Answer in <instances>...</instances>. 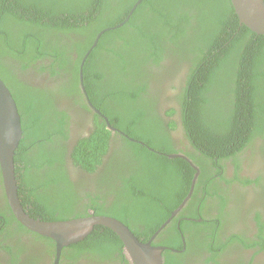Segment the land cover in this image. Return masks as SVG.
I'll return each mask as SVG.
<instances>
[{
	"label": "trees",
	"instance_id": "16d2710c",
	"mask_svg": "<svg viewBox=\"0 0 264 264\" xmlns=\"http://www.w3.org/2000/svg\"><path fill=\"white\" fill-rule=\"evenodd\" d=\"M136 1L0 0V70L4 73L2 55L22 57L27 61L39 59L37 57L49 58L50 60L47 59L49 63L47 66L42 65L41 70L52 77L58 74L59 79H63L58 84L59 93L68 95L70 99L86 107L87 105L80 102L84 101V96L82 92L80 94L78 86V68L83 60L82 77L83 84L89 86L88 97L97 108L102 109L104 103H101V96L93 89L92 77L100 80L107 75L110 92L105 104L108 106L110 100L117 104L126 118L120 121V124H125L124 131L129 136L144 141L155 151L135 141L130 142V146L124 144L123 154H119V150L112 160L108 158L112 164L109 163L105 168L97 170L96 172L101 171V174L94 181L95 186L111 185L108 193L114 194V204L106 205L104 202L96 201L98 196L87 193L89 200L84 209L93 208L95 214L112 215L120 219L137 237L146 241L180 204L195 172L183 159H169L159 153L179 152L173 148L168 132V128L172 129L175 126L174 121L166 123L154 113V102L148 104L145 101L142 107H136L143 93H148L149 79L155 78V75L163 76V69L173 73L178 64L188 62L190 67L183 80L185 86L173 99L176 100L178 97L182 102L181 118L187 128L186 132L190 134L186 136L192 138L197 146L211 155V158L209 157L211 160L214 156L218 160L222 156L228 157L241 150L240 147L246 143L249 144L256 135L264 133V108L261 113L244 104L246 100L244 93L255 89L251 88V85L260 87L255 84L256 79L264 80V35H257L239 24L230 0H142L128 21L117 28L105 31L97 44L91 47L96 34L104 28L121 23ZM55 29L65 32L63 35L52 34V30ZM44 30L49 32V37H39ZM63 36L71 38L73 48L70 41ZM71 51L75 54L74 64H70ZM24 54L27 58L22 56ZM215 63H218L219 71ZM91 65H96L97 75L86 77ZM158 67L160 71H157ZM251 72L252 76L249 75ZM5 74L11 76L10 71H6ZM5 74L0 73L7 81ZM10 87L22 113L23 136L16 151L15 172L19 191L26 194L23 203H31L33 209L29 212L36 210L41 213V218L46 220L67 219L64 218L65 214L75 217L87 215V212H84L86 210L72 211L75 210L72 209L74 193L71 190V181L68 180V175L66 176L67 172L64 171L66 150H63L61 143L68 135L67 130L61 125L64 110L56 108L57 100L63 98L54 94L50 97L47 94L51 103L43 107V116L46 114L47 120H50L49 126L37 124L35 116L40 117L39 111H34L27 124L22 112L26 108V98L19 100L18 90L14 91L13 85ZM229 93L233 94L235 100L232 104L234 107L227 109L223 101ZM178 101L176 100L177 103ZM253 102L258 105L254 97ZM123 106L130 110V106L135 108L131 118L125 113ZM72 109L77 115L78 112ZM212 110L218 111L217 117L209 112ZM104 111L110 118H115L108 110ZM174 113L173 108L167 111L166 118L170 119ZM260 114L262 117H257ZM143 116L146 117L145 125H137L142 128L140 133L133 125ZM112 120L109 119L112 124H117L115 119L114 122ZM85 121L83 124L80 123L82 134L88 131V125H91L85 124ZM153 122L154 130L151 127ZM211 122L219 124L214 128L209 124ZM32 123L37 124L33 131L27 130V126ZM130 128L136 132L133 133ZM43 132L46 134L41 136ZM110 134L105 123L94 113V129L88 135L77 139L71 149L70 155L74 165L84 168L85 171H95L96 166L102 162L105 150L108 149ZM185 154L193 158L200 172L191 197L181 214L192 218L202 214L204 220L200 222L182 220L179 230L174 225H169L158 235L154 244L181 248V233H185L190 227L198 232L202 231L207 225V220L213 218L212 215H204L210 205L204 208L206 198H201L199 191L205 189L200 188L199 183H202L204 178L206 183L212 182L211 175L214 172H205L202 162L196 159L195 153L186 151ZM132 162L139 164L138 175L141 179L131 181L124 177L121 186L115 188L112 181L122 172L117 175L112 168L122 163L127 167ZM56 163L57 168L51 173L57 174L48 180L40 174H31V170L39 171L41 168L48 170V167ZM183 171L187 174L186 187L183 190L175 189V185L181 181ZM110 173L117 177L110 176ZM152 175H161L164 181L161 189H151L152 192H149L148 179ZM80 183L77 181L78 186ZM29 187L31 189H28ZM41 188L46 194L36 193L42 192ZM3 198L5 200L4 194ZM167 199L170 205L161 203ZM198 201L203 202L199 210L196 207ZM56 212H59L58 215ZM215 217L221 215L217 214ZM19 226L22 228V225ZM206 237L205 235L199 239L200 247L216 251L219 246L208 242ZM187 244L189 250L190 245L188 242ZM86 245L90 248H83ZM121 245L114 232L97 226L85 241L70 247L75 251L82 246L79 253L82 250L90 252L93 250L112 258V254L123 256ZM164 256L171 260V257L177 258L178 254L167 250Z\"/></svg>",
	"mask_w": 264,
	"mask_h": 264
},
{
	"label": "flooded vegetation",
	"instance_id": "af4514ba",
	"mask_svg": "<svg viewBox=\"0 0 264 264\" xmlns=\"http://www.w3.org/2000/svg\"><path fill=\"white\" fill-rule=\"evenodd\" d=\"M130 16L128 17V20ZM126 18L127 15L124 20ZM124 20L122 21L123 23L126 22ZM64 32L65 30L61 29L52 30V34L56 35H63ZM39 37H49V32L44 30ZM63 38L69 40L73 48L71 38L67 36H63ZM22 56L27 58L25 54ZM70 56V64L76 63L74 59V51L70 52ZM37 58L39 59L27 61L22 57L15 58L11 55H2L1 57L5 65V70L4 73L0 70V73L5 74L6 71H10L11 76H7L5 74V79H8L7 81L9 82L7 84H10L11 86L13 85L14 91H16V89L18 90L20 95L17 98H19V100L23 99V97L26 98V108L22 111L24 113L23 118L25 119V123L28 122V118L31 119L32 114L34 115V111H39L40 114L38 115L40 117L35 116L37 124L43 127L49 126L48 123L50 120H47L46 114L43 116V107L46 104L51 103L47 94H49L50 97H53L54 94L63 98L61 100H57L58 106H56V108L58 110H64L63 116H61V125L65 130H67L68 135V138L61 143L63 145V150H66L64 159L65 163L63 164V167L65 168L64 171L67 172L66 176L68 175V180L71 181V190L74 193L72 209L74 208L75 210L72 211L82 212L86 210L84 211L86 213L87 210L93 209L87 207L84 209L85 204L88 203L89 200L87 193L91 196H98L95 199L96 201L104 202L106 205L114 204V194L108 193V189L111 188L110 184H98V186H95L94 181L99 178L101 174V171H96L105 168L106 165L111 163L112 158L115 157V153H118L119 150V154H123V145L128 144L130 146V142H133L129 138L134 139L138 143H140L141 140L129 136L128 133L124 131L123 127H125V124H120V121L122 119L126 120V118L123 115L124 112H121L119 106L117 104H113L111 100L108 103L109 107L105 104L110 92V88H108L110 86H108L107 75L100 78V80H96V78L92 77L97 75L98 71L96 65H91L90 70H88L89 74L85 75L86 77L93 78V89L101 96V103H104L103 109L97 108L92 103L95 106L94 108L98 109L101 114L107 117L108 120L113 119L112 121L114 122L115 119L117 123L112 124L109 121L116 128V131H110L109 146L108 149L105 150L106 153H104L105 155L103 156L102 162L96 166L95 171H85L84 168L81 169L74 165L70 152L77 139L88 135V133L92 132L94 129V113L96 112L94 108H91L92 105L89 104V97L87 99V96H84L81 90L80 81H78L80 94L82 92L84 96V101L81 100L80 102L83 105H87L86 107L79 105L74 101V99H70L71 97L68 95L61 94L62 92L59 93V88L57 85L53 84V81L57 80L56 78H59V75L57 74L58 76L56 75L52 77L46 71L41 70V66H47L50 59L40 57ZM24 65L26 67H23ZM215 66L219 71L218 63H215ZM189 67L188 62L180 63L176 66L173 73L163 69V76L155 75V78H150L147 85L148 93H143L142 99L136 104V107L138 108L142 107L145 101H147L148 104L154 102V113L159 115V117L166 121V123L170 120H173L175 123V126L172 129L168 128L173 148L179 152L181 151L186 153V151H189L191 153H195L196 159L202 162L205 172H214L213 175H211V177H213L212 182L206 183L204 178L203 182L199 183L200 188L204 187L205 189V191L202 189L199 191L201 198H206V205L204 208L207 205H210V207H208L205 211L206 214L204 212V215L207 216L209 214L212 215L213 218L210 220L205 219L207 220V225L204 229H202V231L198 232L194 230L193 227H190L185 233L182 231L183 233H181L180 236L181 248L167 246L170 249H168V251L178 254L177 258L173 259L174 257H171V260H168V258L164 256V264H264V133L256 135L249 144L246 143L243 147H240L241 150L238 152L228 157L222 156L219 158L220 160L214 156L212 157V161L210 159L211 155L207 154L199 146H197L192 138L186 136L187 134H190L186 132L187 128L182 122V102L178 97L175 98L176 100H179L178 103L176 100H173L174 97H176V94L182 90L183 86H185L183 80L185 75L188 73ZM160 70V67H158L157 71ZM80 74H83V69L80 72L79 65L78 79H80ZM252 74L253 73L251 72L249 75L252 76ZM147 75L148 74H146V76ZM168 77L170 79H167ZM52 78L55 79L53 80ZM67 78H69L68 75ZM62 80L63 79H60L58 83ZM254 82L260 87L256 88L255 85H251V88L254 87L255 89H252L251 92L244 93V97L246 98L244 104L246 107H251L252 110L255 109L257 112L261 111L262 113V108H264V80L256 79ZM54 86L57 87L58 90L55 89ZM84 86L86 93L89 95V91L87 90V88H89L88 84L85 85L84 83ZM253 97L256 99L258 105L253 102ZM250 99L252 100V105L250 103ZM234 100L235 97L232 93H229L228 95L226 94L223 104L227 109L233 108L234 106L232 104ZM72 108L78 112L77 115H75ZM130 108L131 110L124 107L126 111L125 113L131 118L135 108L133 106H130ZM172 108L175 110L174 116H171L170 119L166 118L168 117L167 111ZM104 109L108 110L109 114H114L115 118H110L106 115ZM209 112L217 117V110ZM151 113L152 109L149 114L151 115ZM97 115L100 121L105 123L103 118L99 114ZM257 117H262V114ZM127 120L129 122V119ZM84 121L85 124L91 123V125H88V131L86 130L85 133L82 134L80 132V128ZM133 121L134 119H132V122ZM75 122H78V124ZM144 122L146 123L145 116L141 117L133 126L141 133L142 128L137 125H145ZM37 124H29L27 126V130L33 131L34 126ZM209 124L215 128L219 123L211 122ZM151 127L154 130V122ZM130 130H132L133 133L136 132V130H133L132 128H130ZM256 132L257 130L255 131V134ZM45 134L46 132H43L40 135L42 136ZM141 142L145 144L144 141ZM145 145L147 148H152L147 144ZM152 149L155 151L154 148ZM184 155L187 156L195 166L197 165L192 160L193 158L187 154ZM108 158L111 160L108 161ZM183 160L186 161L192 169H194L188 160ZM103 164L104 166H102ZM112 166H114V164ZM56 168L57 163L48 167V170L46 168H41L39 171L31 170V174H40L48 180L53 175L57 174L51 173V171H54ZM138 168L139 164L137 162H132L127 167H124L123 163L118 167H113L112 170L114 173H117V175L122 172L119 177L110 173V176L117 177L112 181L115 188H119L121 186L124 177L131 181L141 179L138 175ZM148 180L150 182L149 185L147 184V191L152 192L151 189H161L164 177L162 178L161 175H152V177ZM77 181L81 182L79 186L77 185ZM82 182L84 184H82ZM185 183H187V174L183 171L180 183H177L174 188H180V190H183L186 187ZM17 184L19 186L18 181ZM28 189H31V187ZM40 191L42 192L36 193L46 194L44 189L41 188ZM25 196L26 194L24 193L23 198ZM169 202L170 201L167 199L161 203L170 205ZM201 203L203 202L198 201L196 203L198 210ZM23 205L25 208L24 210L28 212L29 215L41 218V213L39 214L36 210L29 212L33 209V205L31 203L27 202ZM182 209L176 216L172 217L168 226L174 225V227L179 230L180 222L182 220L191 219L197 222L204 220L202 214L196 218L181 214ZM68 211L72 212L71 210ZM58 213L59 212H56L55 214L58 215ZM217 214H220L221 217H215ZM70 217L75 216L70 214L64 215V218ZM175 217H177L176 222L174 219ZM19 225L21 224L15 219L9 206L3 198L0 178V264H54L56 253L53 241L32 233L23 226L21 228ZM205 235L207 236L206 239L208 242L219 246L216 248V251L210 250V248L200 247L199 239H202ZM187 242L190 245L189 250H187ZM81 247L82 246L75 251L70 247L65 248L67 252H65V249L61 252L62 255L60 254L57 264H129L127 260H124V256L120 257L119 254H112V258H110L106 257L104 253L94 252L93 250H91V252L89 250H82L79 253ZM83 248L88 249L90 246L86 245ZM171 248L175 251H171Z\"/></svg>",
	"mask_w": 264,
	"mask_h": 264
},
{
	"label": "water",
	"instance_id": "95a60500",
	"mask_svg": "<svg viewBox=\"0 0 264 264\" xmlns=\"http://www.w3.org/2000/svg\"><path fill=\"white\" fill-rule=\"evenodd\" d=\"M141 0H137L131 9L128 11L127 18L133 13ZM235 14L237 15L240 25L246 26L257 35H264V0H230ZM123 24L119 23L112 27L102 29L95 37L92 46L94 47L99 40V37L110 29L117 28ZM84 61H81L80 72ZM53 80L55 78H52ZM53 81L58 87L59 78ZM80 84L82 91L85 92L83 86L82 75H80ZM57 87L54 86L55 89ZM59 88V87H58ZM58 90V89H57ZM11 87L7 81L0 76V178L1 189L5 195L6 204L9 206L15 219L30 232L39 236L50 239L55 247V262L58 263V258L62 251L71 245L85 241L88 235L92 234L97 226H102L110 229L120 239L122 245V254L129 264H164V253L169 249L166 245L154 244L157 236L166 229L172 217L186 205L191 197L195 182L198 178L200 169L195 166L187 156L180 152L162 153L167 158H182L190 162L194 168L192 180L186 196L180 204L172 210L170 216L154 231L150 238L143 241L120 219L105 214H95L93 209L87 210V215L79 217H70L62 220H46L43 218L31 216L24 209L23 192L19 191L15 173V155L23 136L22 128V113L18 108L17 101L11 92ZM57 97V96H56ZM93 108V106H92ZM105 121L106 128L109 131H116L115 127L109 122L101 112L94 108ZM135 141L132 138H129ZM136 142V141H135ZM141 144L143 142L140 141ZM149 148V147H148ZM153 151L152 148H149ZM200 220V219H198ZM71 248V247H70ZM72 249V248H71ZM66 250V249H65ZM170 250V249H169ZM171 251H175L171 248ZM67 252V250L65 251ZM64 255V254H63Z\"/></svg>",
	"mask_w": 264,
	"mask_h": 264
},
{
	"label": "bare ground",
	"instance_id": "6f19581e",
	"mask_svg": "<svg viewBox=\"0 0 264 264\" xmlns=\"http://www.w3.org/2000/svg\"><path fill=\"white\" fill-rule=\"evenodd\" d=\"M100 31H101V30H100ZM100 31H99V32H100ZM99 32H98V33H99ZM98 33H97V34H98ZM97 34H96V36H97ZM96 36H95V37H96ZM94 39H95V38H94ZM93 41H94V40H93ZM80 75H82V74H80ZM82 79H83V77H82ZM80 86H81V84H80ZM83 86H84V84H83ZM84 88H85V86H84ZM81 90H82V86H81ZM82 92H83V91H82ZM83 94H84V96H85V95L87 96L86 89H85V92H83ZM87 99H88V97H87ZM88 101H89V104H91V105L93 106V108H94L95 106L92 104V102H91L90 100H88ZM91 108H92V107H91ZM180 153H183V152H180ZM183 154H185V153H183ZM181 159H182V158H181Z\"/></svg>",
	"mask_w": 264,
	"mask_h": 264
},
{
	"label": "clouds",
	"instance_id": "9594fccd",
	"mask_svg": "<svg viewBox=\"0 0 264 264\" xmlns=\"http://www.w3.org/2000/svg\"><path fill=\"white\" fill-rule=\"evenodd\" d=\"M83 61V60H82ZM81 63V62H80ZM87 97H88V94H87ZM192 180V179H191Z\"/></svg>",
	"mask_w": 264,
	"mask_h": 264
}]
</instances>
